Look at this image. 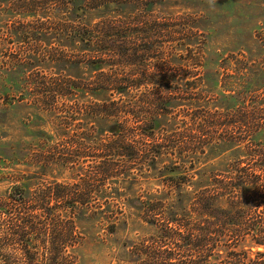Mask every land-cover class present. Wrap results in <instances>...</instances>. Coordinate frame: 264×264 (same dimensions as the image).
<instances>
[{
	"label": "trees",
	"instance_id": "16d2710c",
	"mask_svg": "<svg viewBox=\"0 0 264 264\" xmlns=\"http://www.w3.org/2000/svg\"><path fill=\"white\" fill-rule=\"evenodd\" d=\"M30 1L28 12L66 13L62 7L68 6L110 14L94 24L73 20L63 27L66 37L83 43L88 53L60 65L85 66L92 75L89 82L59 78L37 89L46 99L52 94L43 101L47 106L78 90L106 99L88 101L85 107H59L58 140H42L41 149L23 159L33 169L61 166L74 172V179L41 181L38 172L0 173V183H11L0 190V264H79L77 251L84 240L79 219L103 218L115 233L123 214L121 201L155 229L132 250L124 246L123 257L131 254L133 264H264V109L250 113L244 107L230 108L225 114L204 107L196 113L198 124L181 130L177 123L169 135L162 121L171 113L170 94L189 95L198 87L195 79H178L172 67L169 74V67L149 63L154 55L165 63V49L123 44V26L115 13L145 0ZM126 25H132L130 17ZM138 59V69H125L124 63L134 65ZM220 143L235 150L226 170L210 176L208 186L185 192L197 174L200 156L194 153ZM164 168L170 179L164 196H125V183L138 181L132 176ZM33 180L38 183L31 185Z\"/></svg>",
	"mask_w": 264,
	"mask_h": 264
},
{
	"label": "rangeland",
	"instance_id": "374dc122",
	"mask_svg": "<svg viewBox=\"0 0 264 264\" xmlns=\"http://www.w3.org/2000/svg\"><path fill=\"white\" fill-rule=\"evenodd\" d=\"M32 2L0 0V173L38 172L41 181L68 182L75 178L74 172L56 165L45 171L29 168L23 159L41 149L42 140H58L55 112L59 107H85L83 104L88 101L106 97L78 90L65 101L60 99V103L47 106L43 101H49L52 94H47L46 99L39 87L59 78L89 82L92 75L85 66L60 65L61 61H77L75 56L78 59L88 53L83 43H74L70 35L66 37L63 27L73 20L94 24L110 14L67 10L68 6L62 7L66 13L28 12L27 3ZM115 15L123 26L124 45L132 42L136 47L165 49V63L157 61L156 55L149 63L169 67V74L174 71L185 83L195 79L198 88L189 95L170 94L171 113L162 121L168 126L169 135L175 133L177 123L180 125L175 127L181 130L198 124L200 121L194 120L196 113L204 107L225 114L230 108L244 107L250 113L255 108L264 109V0H145L136 7L122 8ZM129 17L132 25L126 29ZM42 22L46 27H41ZM177 28L182 33H175ZM139 63L142 64L141 59L134 65L124 63L125 69L136 70ZM169 84L173 85V79ZM189 97L191 100H187ZM44 109L48 111L43 112ZM101 124L96 122L99 130ZM251 136L248 133L247 139ZM195 155L200 156V161L192 185L184 189L189 193L208 186L210 176L225 171L235 150L220 143L200 149ZM168 171L164 168L132 176L138 181L125 183V196H164L169 190ZM36 183L33 180L31 185ZM10 185L9 181L0 183V190ZM121 205L123 214L119 215L115 233L103 218L79 219L84 237L77 251L79 264H133L131 254L123 257L124 246L132 250L137 242L151 237L155 229L129 202L121 201ZM102 208L107 210L106 205Z\"/></svg>",
	"mask_w": 264,
	"mask_h": 264
}]
</instances>
